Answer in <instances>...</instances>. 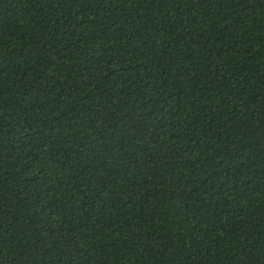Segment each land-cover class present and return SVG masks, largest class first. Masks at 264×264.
Listing matches in <instances>:
<instances>
[{"label":"trees","instance_id":"1","mask_svg":"<svg viewBox=\"0 0 264 264\" xmlns=\"http://www.w3.org/2000/svg\"><path fill=\"white\" fill-rule=\"evenodd\" d=\"M0 264H264V0H0Z\"/></svg>","mask_w":264,"mask_h":264}]
</instances>
